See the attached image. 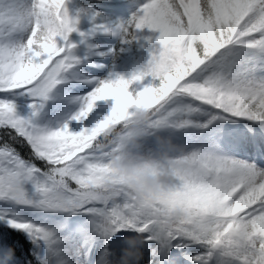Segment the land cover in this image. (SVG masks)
<instances>
[{
  "label": "snow or ice",
  "instance_id": "snow-or-ice-1",
  "mask_svg": "<svg viewBox=\"0 0 264 264\" xmlns=\"http://www.w3.org/2000/svg\"><path fill=\"white\" fill-rule=\"evenodd\" d=\"M72 2L0 0V201L60 218L50 226L0 210L33 245L29 255L0 231V264H81V254L108 264L138 234L141 264L192 245L203 251L185 253L190 264H264V164L225 152L219 127L190 148L166 135L245 119L264 146V0H137L114 21ZM133 49L146 58L119 71L115 59ZM72 81L90 90L54 94ZM58 101L78 108L61 116ZM50 102L55 125L41 122ZM201 113L208 119L193 118ZM161 168L176 183L145 194L142 177ZM72 216L86 220L65 231Z\"/></svg>",
  "mask_w": 264,
  "mask_h": 264
},
{
  "label": "rangeland",
  "instance_id": "rangeland-1",
  "mask_svg": "<svg viewBox=\"0 0 264 264\" xmlns=\"http://www.w3.org/2000/svg\"><path fill=\"white\" fill-rule=\"evenodd\" d=\"M140 3L143 0H139ZM112 4V6H111ZM79 5L84 6H92L97 10L101 11L104 14H108L107 10L115 9L116 12H122L125 18H127L132 12H134L137 8V0H73L72 7H76ZM114 37V36H112ZM106 44H116V38L111 41V43ZM118 46V45H117ZM121 56V55H120ZM118 56L116 60L120 57ZM98 62L112 64L113 60L111 57H105L102 61L100 58H97ZM90 70L93 75H101L102 70L98 69H86ZM91 85L79 83L76 81H72L67 84H62L57 87L55 90V95L57 97H61L65 94L66 90H70L73 95H83L84 93L90 90ZM59 103V111L61 116L65 114H69L74 112L78 108V104L68 103L67 101H58ZM50 110V111H49ZM56 106L50 102L48 105V110L41 117V122L48 121L51 124L55 125L57 120L61 118V116L55 115ZM250 121L240 120L236 123L228 122V128L223 133V140L220 143V147L223 148L225 152L230 153L231 155L248 159V160H257L259 163L264 164V146H261L260 150L252 143V133L246 127L247 124H250ZM252 128L257 135H259L260 129L257 125L252 124ZM174 141V139H173ZM0 205L5 207L7 212L16 213L19 216H22L26 219H29L37 224H50V218L59 220V217L53 216L51 213H46L32 207L22 206V205H14L11 202L5 204L3 201H0ZM86 220L85 216H72L69 217L66 222L65 231H74L77 227L83 226L84 221ZM178 249V248H175ZM181 249V250H180ZM180 252L178 254H174V258L177 261V264H190V262L186 259L185 253L189 255H196L200 251H203L198 245H192L188 248H179ZM224 258L217 256L216 260H222ZM81 264H83L84 257L81 254L79 257ZM153 264H163L160 260L154 259ZM215 264V261H214Z\"/></svg>",
  "mask_w": 264,
  "mask_h": 264
},
{
  "label": "trees",
  "instance_id": "trees-1",
  "mask_svg": "<svg viewBox=\"0 0 264 264\" xmlns=\"http://www.w3.org/2000/svg\"><path fill=\"white\" fill-rule=\"evenodd\" d=\"M121 14L116 15L113 13L112 10H110L108 11V14H104V16L107 21H114L119 18H124L123 16H121ZM109 41H110V37L108 36H100L97 38L98 43L109 42ZM145 58H146V52L144 49H133L132 52L130 53L121 54V56L116 60L115 64L119 71L128 72L134 66L142 63ZM203 107L208 109L209 111H213V108L211 106L203 105ZM200 117L202 121L208 119V115L202 113L196 114L193 118L200 120ZM174 134L180 136H186L187 137L186 141H184L183 138L181 137L177 144L186 146L188 148L192 147L193 145H199L209 140L218 138L216 131L213 129L201 130L199 128H194V127H190L179 131L169 130V132L166 133V135H171V136ZM38 163L42 164V162H38ZM5 209H6L5 207H2V205H0V210H5ZM7 214L9 216L12 215V213L9 212H7ZM53 221L54 220H51L50 226H53L52 225ZM4 230H7L9 233L13 235L14 238H17L24 245V248L29 253V255H31V250L33 248V245L31 240L28 239L27 235L24 232L16 231L15 229L8 228V226L4 222L0 221V231H4Z\"/></svg>",
  "mask_w": 264,
  "mask_h": 264
},
{
  "label": "clouds",
  "instance_id": "clouds-1",
  "mask_svg": "<svg viewBox=\"0 0 264 264\" xmlns=\"http://www.w3.org/2000/svg\"><path fill=\"white\" fill-rule=\"evenodd\" d=\"M102 144L104 141L101 142ZM145 194H155L165 192L171 189L176 183V176L167 169H158L155 173L149 172L142 177ZM183 215L180 208H177L171 216L176 219ZM125 240L130 241L134 247H124L119 258L116 260L108 259V264H141L144 260V237L137 235L134 237H126Z\"/></svg>",
  "mask_w": 264,
  "mask_h": 264
}]
</instances>
